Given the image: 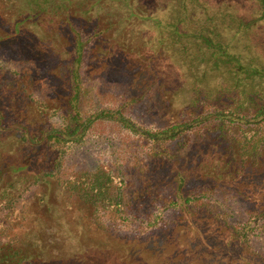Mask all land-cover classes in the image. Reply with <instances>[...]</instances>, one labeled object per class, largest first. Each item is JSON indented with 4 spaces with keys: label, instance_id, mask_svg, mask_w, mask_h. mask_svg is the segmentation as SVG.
Wrapping results in <instances>:
<instances>
[{
    "label": "rangeland",
    "instance_id": "374dc122",
    "mask_svg": "<svg viewBox=\"0 0 264 264\" xmlns=\"http://www.w3.org/2000/svg\"><path fill=\"white\" fill-rule=\"evenodd\" d=\"M68 1L37 11L30 0H0V195L18 196L24 210L21 215L16 209L14 225L2 236L0 264H264V222L245 239L237 233L250 212L264 209L263 177L247 172L232 182L233 174L223 170L224 152L211 145L199 161L204 171L219 166L211 204L188 219L167 211L151 228L136 220L97 228L86 207L55 198L52 188L29 187L48 159L45 147L29 138L57 122L67 98L63 67L74 42L84 45L79 74L91 91V106L95 91L138 96L130 116L151 129L193 111L187 105L196 89L218 88L215 73L195 84L184 55L193 47H172L155 25L173 18L172 8L179 5L172 0H126L135 16L123 0ZM192 1H186L190 15L181 29L207 26L205 12L218 17L223 11L249 22L257 11V0ZM248 34V54L264 62V23L252 24ZM125 134L99 124L81 145L69 148L66 163L93 170L119 162Z\"/></svg>",
    "mask_w": 264,
    "mask_h": 264
},
{
    "label": "trees",
    "instance_id": "16d2710c",
    "mask_svg": "<svg viewBox=\"0 0 264 264\" xmlns=\"http://www.w3.org/2000/svg\"><path fill=\"white\" fill-rule=\"evenodd\" d=\"M54 1L69 2L30 3L43 11ZM186 1L172 0L179 5L172 8L173 18L155 25L166 33L172 47L183 43L193 47L184 55L189 56L187 68L195 84L205 83L211 74L218 75L217 89L195 90L187 105L193 111L151 129L130 116L141 101L138 96L95 91L96 105L92 107L91 91L83 86L79 74L84 48L80 41L74 42L70 61L63 67L67 98L57 122H49L39 135L29 138L31 143L43 145L48 154L40 175L31 179L29 187L52 188L55 198L86 207L89 221L97 228H105L104 222L133 220L151 228L167 211L188 219L191 212L207 209L217 191L212 185L218 184L219 173V166L204 171L199 162L209 145L224 152L223 170L233 174L232 182L245 178L247 172L264 180V62H259L258 55L248 54V31L252 24L264 23V0H257L256 16L249 22L223 11H218V17L205 12V23L211 27L200 21V27L189 30L179 28L190 15ZM122 4L135 16L129 2L123 0ZM104 123L126 132L121 138L122 160L100 163L93 170L67 164L69 148L81 145L92 128ZM207 181L213 183L207 185ZM44 197L45 192L40 193L39 201ZM15 198L18 196L0 195V242L7 236L8 226L14 225L11 218H15L16 209L24 214ZM261 222L264 209L250 212L238 235L252 234Z\"/></svg>",
    "mask_w": 264,
    "mask_h": 264
}]
</instances>
